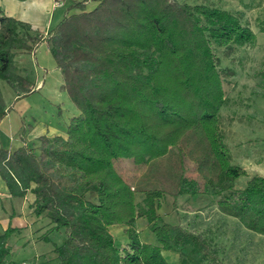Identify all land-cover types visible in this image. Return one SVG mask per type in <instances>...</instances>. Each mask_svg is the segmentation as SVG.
<instances>
[{
    "label": "trees",
    "instance_id": "obj_1",
    "mask_svg": "<svg viewBox=\"0 0 264 264\" xmlns=\"http://www.w3.org/2000/svg\"><path fill=\"white\" fill-rule=\"evenodd\" d=\"M95 1L86 10L73 0L79 10L67 12L49 33L0 9V79L17 91V99L29 93L28 80L14 72L13 57L45 42L62 76L60 88L77 110L65 134H43L33 146L10 151L0 148L5 189L10 198L33 195L32 212L46 217L44 241L53 232L63 234L60 244L53 243L54 264H170L162 250L179 251V264H220L200 233L162 220L156 212L162 189L131 185L114 161L131 153L149 162L172 147L201 143L191 155L206 183L202 192L207 186L227 190L219 201L222 210L264 235V176L247 177L243 187L234 188L246 169L232 164L217 138L228 69L218 68L213 51L253 45L255 32L235 13L205 2ZM259 29L264 32V20ZM6 111L0 94V120ZM174 184V196L200 191L183 171ZM140 215L156 244L137 239L132 226ZM112 225L127 228V247ZM14 230H0V264L8 262Z\"/></svg>",
    "mask_w": 264,
    "mask_h": 264
},
{
    "label": "rangeland",
    "instance_id": "obj_2",
    "mask_svg": "<svg viewBox=\"0 0 264 264\" xmlns=\"http://www.w3.org/2000/svg\"><path fill=\"white\" fill-rule=\"evenodd\" d=\"M84 1L89 3L85 6ZM179 1L205 2L224 8L235 13L242 24L250 26L255 32L256 42L253 45H234L213 50L218 68L228 69L222 75L225 100L218 112L217 138L222 149L230 154L232 164H239L246 169L247 175L235 181L234 188L239 189L246 184L247 177L264 176V32L259 29V23L264 20V0ZM79 2H82L86 10L97 3L95 0ZM39 75L44 83L42 89L50 102L62 103L61 107L58 105L56 118L66 121L67 114L75 109L66 91L58 87L57 74L47 69ZM201 145L189 141L187 147L183 144L172 147L165 157L149 162L131 153L125 154L114 161V168L133 186L142 189L155 186L162 189V196L158 198L159 207L156 209L162 220L200 233L209 242L220 264H264V235L250 231L220 207L219 201L226 197L228 191L219 192L207 186L206 191L202 192L206 183L191 155L198 154L203 147ZM189 147L190 151L187 150ZM182 171L186 177L199 183L200 191L197 194L173 195L174 183ZM142 198V192L136 193L138 207L143 205ZM6 200L1 199L0 203L14 208L10 217L6 208L0 211V230L7 226L16 228L9 240L11 251L7 264H54L56 254L53 243L60 244L63 234L53 232L48 242L43 240V236L48 234L43 224L46 217H38L32 212L29 195L26 198L13 197L9 203ZM132 228L140 242L157 243L144 216L140 215ZM110 229L116 239L127 247V228L112 225ZM162 255L170 264H179L183 258L177 250H162Z\"/></svg>",
    "mask_w": 264,
    "mask_h": 264
},
{
    "label": "crops",
    "instance_id": "obj_3",
    "mask_svg": "<svg viewBox=\"0 0 264 264\" xmlns=\"http://www.w3.org/2000/svg\"><path fill=\"white\" fill-rule=\"evenodd\" d=\"M88 3L84 1L85 6ZM0 9L7 15L30 24L32 30L40 33H49L67 12L76 13L79 10L78 7H74V2L71 0H66L62 6L55 5L53 0H0ZM49 53L47 44L41 42L34 52L21 51L14 55V72L25 77L29 82L30 92L21 98L17 99V91L6 81L0 79V94L5 110H7L0 120V148L10 151L24 145L34 144L43 134L49 136L64 134L69 118L77 114L73 105L75 111L67 114L66 121L60 120L59 117L56 118L58 105L61 107L62 103L50 102L42 89L44 83L41 82L39 73L43 70H54L58 76V87L62 83L60 71ZM28 195L32 200L33 195L31 193ZM5 198L9 203L13 197L10 198L0 178V200ZM5 208L10 217L14 207H10L11 210L7 206ZM14 212L18 213L16 210Z\"/></svg>",
    "mask_w": 264,
    "mask_h": 264
},
{
    "label": "built area",
    "instance_id": "obj_4",
    "mask_svg": "<svg viewBox=\"0 0 264 264\" xmlns=\"http://www.w3.org/2000/svg\"><path fill=\"white\" fill-rule=\"evenodd\" d=\"M66 0H53V3L55 5H58V6H62V4L65 2ZM73 1V0H71Z\"/></svg>",
    "mask_w": 264,
    "mask_h": 264
}]
</instances>
